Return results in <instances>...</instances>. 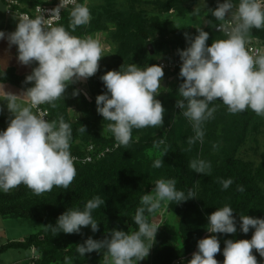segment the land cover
Returning a JSON list of instances; mask_svg holds the SVG:
<instances>
[{
	"label": "trees",
	"instance_id": "obj_1",
	"mask_svg": "<svg viewBox=\"0 0 264 264\" xmlns=\"http://www.w3.org/2000/svg\"><path fill=\"white\" fill-rule=\"evenodd\" d=\"M29 6L43 3L44 0H22ZM200 0H77L86 4L90 10L91 20L87 25L78 26L72 35L84 38L97 33L105 34V41L112 45V53L102 58L99 69L87 78L86 87H77L75 83L68 86L65 96L56 100L55 107L45 103L48 120L63 116L72 127L70 151L80 157L74 162L76 177L67 189L54 187L50 192L35 194L21 184L5 193L0 191V217L24 218L36 222L42 227L22 240H11L0 245V254L11 249L28 250L30 258L24 264H65V258H72V264H105L103 251L86 253L81 257L76 246L87 238L102 240L113 230L132 232L137 230L133 216L140 206L142 195L151 192L157 179H175L177 190L185 193L189 189L196 193V198L184 202H161L160 208L153 213H145L147 220L166 211L175 218L174 237L161 232L168 222V217H161L155 234L154 243L148 256L138 264H172L183 259V264L191 259L197 251L200 239L216 235L221 251L215 255L219 264H223L222 251L224 241L250 240L253 229L244 234L239 229V215L264 219V138L262 149L255 140L262 123L260 115L251 109L237 114H230L227 106L219 99L215 102L214 118L203 125L205 132L203 142L189 145L187 140L194 136L192 125L175 107L179 85L180 65L173 71H164L162 81L174 76L169 85V94L156 96L165 109L162 127H146L132 130V139L127 147H116L104 157L96 155L105 148H113L115 140L107 128L108 121L96 111V96L106 92L100 77L110 70H120L129 64L140 67L157 65L161 60L177 57L174 50H184L188 46L185 40L186 29L177 25L171 28L169 15L181 18L191 13V7ZM239 0H233L238 4ZM70 9H66L61 20L53 27L63 25L70 30ZM206 29L209 33L207 46L215 39L226 38L222 31ZM198 33L190 36L194 37ZM259 39L264 47V28L252 29L245 37ZM152 46L150 55L148 45ZM168 53L156 57L158 51ZM157 51V52H156ZM175 51V52H176ZM29 73L17 75L13 68L0 72V82L25 91L31 83H25V77L36 67L33 62ZM166 82V81H165ZM165 87V88H166ZM161 89H164L161 86ZM78 92L79 95H73ZM212 107L213 105H209ZM71 109L72 111H70ZM9 119L0 116V124L7 127ZM85 133L80 132V127ZM264 135V132H263ZM163 140L157 145L155 141ZM251 140H253L251 142ZM252 144V145H251ZM92 148L90 151L88 148ZM245 149L252 151V156ZM86 154L94 159L83 162ZM162 157L164 166L154 168L153 162ZM193 159H203L211 163L207 175L193 172L189 163ZM217 178H232L233 184L222 190ZM239 186L244 188L239 191ZM105 199L104 207L93 211V218L99 223L98 231L93 233L89 227H83L79 234H54L48 225H55L57 218L70 207L83 208L94 196ZM225 204L233 208L237 221L235 234L208 233L207 217ZM164 207V210L162 208ZM175 241L177 243L173 244ZM33 251V253H32ZM257 264H264L255 249Z\"/></svg>",
	"mask_w": 264,
	"mask_h": 264
},
{
	"label": "clouds",
	"instance_id": "obj_2",
	"mask_svg": "<svg viewBox=\"0 0 264 264\" xmlns=\"http://www.w3.org/2000/svg\"><path fill=\"white\" fill-rule=\"evenodd\" d=\"M70 9V30L63 25L46 27L42 10L35 18L24 15L18 20L15 31L6 34L0 31V39H6L9 46L15 45L17 60L23 65L36 63L25 83L32 86L20 95L5 92L7 109L11 114L6 130L0 131V191L10 190L23 184L35 194L50 192L54 187L67 189L76 177L75 157L70 151L72 127L63 116L56 120L45 119L46 113L39 110L42 104H51L65 96L68 86L97 73L98 62L104 57L105 48L112 45L102 43L99 38L72 35L78 26L87 25L91 20L86 4L77 0H60L58 7L51 10L50 17L58 19L62 8ZM199 11V9H197ZM224 39H215L206 45L209 33L196 27L198 35L190 37L185 33L188 46L177 50L181 60L179 85L175 107L192 125L194 136L187 143L203 142V125L214 118L217 99L227 106L230 114L251 109L264 116V54H252L246 48V35L252 29L264 28V0H224L215 10H210ZM226 14L228 19L226 20ZM0 72L3 73L2 67ZM164 76L162 66L144 67L129 64L120 70H110L100 77L106 92L96 96L97 113L108 121V130L114 137L115 147H127L132 139L133 129L162 127L165 109L156 99ZM73 95H79L74 92ZM26 98L27 103L23 102ZM213 105L210 107L209 105ZM36 109V111H33ZM72 111L71 109H69ZM85 133V128L80 127ZM157 145L163 140L155 141ZM112 149H106L111 151ZM154 168L164 166L162 157L153 162ZM189 168L207 175L211 163L203 159H193ZM222 190H227L233 179L217 178ZM175 179H157L148 194L142 195L140 206L133 216L137 230L125 232L111 230L102 240L87 238L76 246V252L84 257L86 253L103 251L105 264H138L145 259L154 243L158 227L150 223L145 213H153L161 202H180L196 198L189 189L187 193L177 190ZM239 191L244 188L239 186ZM105 199L97 195L89 199L83 208L70 207L48 225L54 234H79L81 228L89 227L98 231V222L93 218L94 210L104 207ZM233 208L225 204L208 217L207 232L235 234L237 221ZM239 229L247 234L253 229L250 240L224 241L223 264H257L255 249L264 258V219L239 215ZM220 242L216 235L200 239L197 251L187 264H219L214 258L220 252ZM33 253V251H32ZM65 264H72L66 257Z\"/></svg>",
	"mask_w": 264,
	"mask_h": 264
},
{
	"label": "rangeland",
	"instance_id": "obj_3",
	"mask_svg": "<svg viewBox=\"0 0 264 264\" xmlns=\"http://www.w3.org/2000/svg\"><path fill=\"white\" fill-rule=\"evenodd\" d=\"M224 0H200L197 2L196 5L191 7V13L183 18L179 17V16H174L169 15V19L172 21L171 24V28L175 29V27L177 25L179 26H184V28L186 29V33L189 36H192L194 34L197 33L196 31V27L199 26L202 30H206L209 29L210 27L213 28L215 27V25H219L221 23V21H216V18L213 17L211 15V11L210 10H215V8L217 7L218 4L223 3ZM197 9H199V11H197ZM225 19H228V16L226 14ZM94 38H99L101 40L102 43H106L105 41V34L104 33H97L93 36ZM176 50L173 51V53H177ZM157 52V51H156ZM110 53H112V47L111 49L105 48L104 50V58H108L110 56ZM168 53L165 50H160L158 51L155 56L159 57L160 55L163 56V54ZM178 54V53H177ZM101 58V60L98 62V64L100 65L101 61H103ZM174 76H170L166 78V82L161 80V86L164 89H160L159 93H162L163 95H165V97L169 94V87L167 88V84L169 85L171 82H173L174 80ZM75 85L77 87H86L87 84V79H79L77 81L74 82ZM4 87H7L5 92H17V94H21L23 91L15 88L13 86H11L10 84L4 83ZM166 87V88H165ZM5 92L3 91L4 98L1 99L0 98V116H3L7 119H11V114L9 113L8 109H7V101L5 98ZM260 123H262L261 128H260V132L256 134L255 136V140L259 145V149H262L263 146V132H264V116H260ZM6 126L0 124V131L6 130ZM253 140H251L252 142ZM252 145V144H251ZM246 154L252 156V151L249 149H245ZM162 210H164V207L162 208ZM162 213H163V217L166 219L167 217L168 222L166 224H164L161 228V232L162 233H166V234H171L172 237H174V230L173 227H175L174 223H175V218L171 217L169 215L168 212H166L165 210L162 212L160 211V213L158 214V216H156L154 218V220H156V218L162 217ZM42 227V225L33 222L31 220H27L24 218H2L0 217V245L7 243L8 241L11 240H22L24 237H26L29 234H33L35 232H37L40 228ZM177 243V241H175L173 244ZM31 254L28 250H24V249H14L11 248L3 253L0 254V264H24V262H26L29 258H30Z\"/></svg>",
	"mask_w": 264,
	"mask_h": 264
},
{
	"label": "built area",
	"instance_id": "obj_4",
	"mask_svg": "<svg viewBox=\"0 0 264 264\" xmlns=\"http://www.w3.org/2000/svg\"><path fill=\"white\" fill-rule=\"evenodd\" d=\"M2 2L4 5L5 14L8 16H14L18 19L22 18L24 15H27L31 18H35L37 15L40 14V11L42 10V14L44 15V18L45 19L49 18V20L46 21V25H45L46 27H53L55 24H57L61 20L63 12L66 9H69L73 6L71 4H67L64 8H62L59 18L56 19V18H51L50 13L52 9L58 7L60 0H53V1L44 0L43 3L37 4L34 6L26 5L25 3H23L22 0H2ZM246 48L252 54H255L257 52H259L260 54H264V47H263L262 41L259 39L253 38V39L246 40ZM179 65H181V60L177 57H170L166 60H161L158 63V66H162L163 70H167V71H173ZM39 110L44 111L46 113L44 118L48 120L49 113H48L47 108H45L44 104L39 106ZM33 111H36V109H33ZM115 148H116L115 146L113 148H105L104 150L100 151L96 155V158L99 159V158L104 157L106 154L110 153ZM91 149H92L91 147L88 148L89 151ZM106 149H112V150L106 151ZM74 157L76 158L75 161L79 160L80 158L76 156ZM93 159L94 157H92L89 154H86L83 158H81V161L91 162ZM154 218L152 220V223H154L158 227V225L161 222V217H160V220L159 218H156V220H154ZM183 261H184L183 259L175 260L172 264H183Z\"/></svg>",
	"mask_w": 264,
	"mask_h": 264
},
{
	"label": "crops",
	"instance_id": "obj_5",
	"mask_svg": "<svg viewBox=\"0 0 264 264\" xmlns=\"http://www.w3.org/2000/svg\"><path fill=\"white\" fill-rule=\"evenodd\" d=\"M18 20L19 19L14 16H8L5 14L3 2L0 0V31H4L6 34L15 31ZM16 57V46H9L6 39H0V67H2V70L13 68L17 75H25L29 73L30 66L21 64ZM6 88L7 87H4V91H8ZM0 91L1 94H3V90L0 89ZM1 94L0 98L3 99L4 95ZM13 94L20 95L17 94V92H14ZM23 102L27 103L26 98L23 99Z\"/></svg>",
	"mask_w": 264,
	"mask_h": 264
},
{
	"label": "water",
	"instance_id": "obj_6",
	"mask_svg": "<svg viewBox=\"0 0 264 264\" xmlns=\"http://www.w3.org/2000/svg\"><path fill=\"white\" fill-rule=\"evenodd\" d=\"M214 31H221V30L218 27H215ZM148 49H149L150 55H152L153 54V49H152V46L150 44L148 45Z\"/></svg>",
	"mask_w": 264,
	"mask_h": 264
}]
</instances>
